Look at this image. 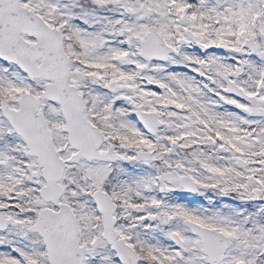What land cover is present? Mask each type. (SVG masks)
<instances>
[{"label": "snow or ice", "instance_id": "1", "mask_svg": "<svg viewBox=\"0 0 264 264\" xmlns=\"http://www.w3.org/2000/svg\"><path fill=\"white\" fill-rule=\"evenodd\" d=\"M0 264H264V0H0Z\"/></svg>", "mask_w": 264, "mask_h": 264}]
</instances>
